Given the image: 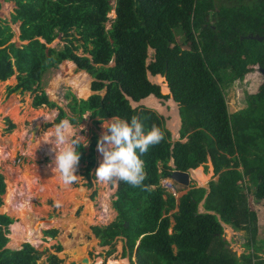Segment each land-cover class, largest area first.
Instances as JSON below:
<instances>
[{"label":"trees","instance_id":"1","mask_svg":"<svg viewBox=\"0 0 264 264\" xmlns=\"http://www.w3.org/2000/svg\"><path fill=\"white\" fill-rule=\"evenodd\" d=\"M9 1L15 5L10 21H19V36L26 42L11 41L12 28L0 21V82L16 73L17 82L8 92L21 88L33 93V108H55L45 127L66 119L76 125L90 112L95 128L112 116H136L145 130L155 125L163 133L162 141L141 157L147 173L144 184L150 187L117 182L112 200L116 218L91 227L99 244L112 246L121 235L122 256L133 257L131 264H264L252 204L255 197L264 206V83L245 96L244 108L233 112H228L224 93L225 85L256 67L264 68V37L246 36L264 35V0ZM111 9L115 16L106 28ZM58 33L65 43L59 48L48 45ZM178 33L186 47L176 40ZM149 47L154 54L147 63ZM62 61L73 62L94 78L87 98L63 95L69 112L38 87L42 74ZM148 71L165 76L171 94H163L160 85L148 79ZM151 96L172 97L179 104V139L173 140L163 115L143 105L132 107L127 98L139 103ZM14 127L8 119L6 129ZM97 139L93 131L88 146L79 148L88 186L94 177ZM208 157L217 177L208 182V191L190 186L177 199L162 186V179L174 170H197ZM5 182L0 173V205ZM202 200L204 212H199ZM13 220L0 213V264H38L41 252L29 242L18 249L5 247ZM221 222L248 232L244 245L250 252L236 256L228 248ZM43 231L55 237L57 229ZM112 252L113 247L107 254ZM70 253L74 260L84 255L78 249ZM47 258L48 264H60L55 253ZM111 261L128 264L123 259H110L108 264Z\"/></svg>","mask_w":264,"mask_h":264},{"label":"rangeland","instance_id":"2","mask_svg":"<svg viewBox=\"0 0 264 264\" xmlns=\"http://www.w3.org/2000/svg\"><path fill=\"white\" fill-rule=\"evenodd\" d=\"M14 7L15 5L12 1L0 0V21L10 25L13 30L11 41H14L16 45H20L24 42L19 39V21H10V14L13 12ZM114 16V9H111L108 12V20L105 23L106 28L110 27L111 20ZM176 40L181 43L183 47L187 46L179 33ZM63 43H65V39H63L61 34L58 33L48 45L59 48ZM78 52L79 54H82V47ZM147 52L148 57L146 61L149 63L153 57L154 50L153 48H148ZM112 64L113 61L110 62V65ZM68 71L69 66L62 61L57 67L46 70L42 74L38 84L39 89L46 93L49 100L55 102L57 106L61 107L66 112H69L67 107L69 100L65 99L63 95L70 92L77 98L73 87L68 85L65 81H62L58 84L53 98L49 96L48 91H50L49 85L51 81L58 75L67 78ZM73 72L78 75L81 71L75 66ZM15 76L16 73H14L13 78L9 79L10 81L8 80L7 82L0 83V143L3 140H9V138L13 136L14 131L18 132V137L15 140V155H13L15 151L14 147L9 146L5 142L0 144V173L3 174L4 180L6 181L5 193L4 195H1L4 204H1L2 206L0 205V213H7L14 219V227L11 228L12 231L9 229V234L7 233V235L10 236V241L8 239L6 242V248H18L21 247L23 242H26L22 241L20 246H14V244H19L21 239L26 238V235L21 236L20 229L21 227L26 228V218L27 215H30L34 218L33 223L35 228L41 226L43 223H49L47 226L41 228V234L40 238L37 240V246L32 245L37 251L41 252V258L38 260V264H48L47 257L53 253H55V256L60 260V264H69L71 261H75L76 264H108L110 259H123L127 260L128 264H131L130 261H133V257H130L129 259L127 256H122L123 238L121 235L116 236L113 239L112 246H101L99 244V238L95 236L91 228L92 225L95 224H108L116 218L117 212L112 206V200L115 198L114 192L117 182H98L94 175L91 180V186L86 185L87 180L82 174L83 163L78 164L75 173L78 175V178L75 183L65 186L60 181L59 174L55 172L53 173L49 167L53 158L48 151L51 145L45 144V150H41L42 143L39 145L38 149L36 140H34L36 135H38L37 138L43 135L42 138L47 139L48 134L54 131L56 125L45 127V124L50 123L53 120L56 114V109H48L44 106L33 108L31 106L33 93L29 91L20 90L18 92H8V88L15 86L17 82ZM152 80L160 83L161 92L163 94H170L169 89L168 92L166 91L167 86L158 81L157 77ZM165 83L167 84L166 79ZM262 83H264V75L259 72L256 67L252 71L247 72L242 79H236L225 85L224 93L228 105V112L244 108L245 96L249 93L255 92L257 87ZM105 91L106 90H103L101 94H104ZM91 94L92 93L88 96ZM158 99H160L158 101H160V104L165 111L161 112L154 108L152 109L164 116L166 127L169 130L171 129L173 140H177L180 138V127L178 134H176L172 126L175 121V115H171L173 113V107L170 105L174 100L172 97L168 99ZM131 104L133 107L143 105L151 108L149 105L141 101L139 103ZM2 110L4 111V114ZM178 110L179 108L177 106V111ZM50 111H53V113L49 116ZM89 114L90 112H86L83 115V118ZM8 119L15 124V127L10 131L6 129ZM92 120L93 119L89 115L80 123L76 125L71 124L73 130L78 131L77 135L85 137L88 142L93 131H96L98 137L101 136L104 131V128L102 127L103 121L110 119L102 120L96 128L93 125ZM36 125L38 128L33 136L31 132ZM81 125H83L82 131L79 130ZM81 142L85 143L86 140H81ZM95 159L96 164L92 170L93 174L103 159L102 155L96 150V147ZM200 168L205 175L209 176L208 180L205 184H199L193 179L191 172L188 188L190 186H195L204 187L208 190V182L217 179V177L213 175L210 157H208L205 164L200 165ZM178 186L180 196L187 192L186 190L188 188L184 189L181 188L180 185ZM253 186L255 185H251L249 190V195L251 197H253V189H255ZM10 194H14L12 197L13 201H9ZM25 201L30 202L29 206L31 209L29 208V213L27 210L23 209L22 204ZM252 204L258 215L257 226L259 232L256 237V244L263 247V250L259 253L264 257V206L263 203L257 201L255 197L252 198ZM202 205L203 200L198 205L199 212H204ZM72 220H74V225L70 230L68 225L69 221ZM16 222L19 224L15 225ZM81 222H83V224ZM222 225L224 228L223 237L228 242V248L234 252L236 256H241L243 253L247 254L250 252V249H247L244 245V242L249 237L246 230L234 229L229 224L227 225L230 227L224 224ZM50 227H55L57 229L55 237H50L44 233L43 230ZM67 227L69 229H67ZM11 237H13V239ZM57 246L60 247L59 250L57 249ZM112 247L113 252L108 255L107 251ZM73 249L81 250L84 255L74 260L70 253ZM84 257L88 258V263H82L81 260ZM110 264L117 263L111 261Z\"/></svg>","mask_w":264,"mask_h":264},{"label":"clouds","instance_id":"3","mask_svg":"<svg viewBox=\"0 0 264 264\" xmlns=\"http://www.w3.org/2000/svg\"><path fill=\"white\" fill-rule=\"evenodd\" d=\"M102 127L104 131L96 143V150L103 158L95 169L97 181L124 182L133 188L147 190L150 186L144 184L147 173L141 157L164 138L159 127L153 125L145 130L136 116L130 120L112 116L110 120L103 121ZM79 130H83V125ZM77 132L68 120H64L48 134L47 139H43V135L36 139L37 147L42 142L51 145L48 151L53 158L49 167L53 173L59 174V179L65 186L77 181L78 175L75 173L80 161L79 148L88 144L87 139L77 135ZM81 140L86 142L81 143ZM168 181L172 180L168 178Z\"/></svg>","mask_w":264,"mask_h":264},{"label":"bare ground","instance_id":"4","mask_svg":"<svg viewBox=\"0 0 264 264\" xmlns=\"http://www.w3.org/2000/svg\"><path fill=\"white\" fill-rule=\"evenodd\" d=\"M68 66H69V71H68V77L67 78H63L62 76L58 75L57 77H55L51 83H50V87H49V90L48 93H49V96L50 97H54L55 96V91H56V88L58 86L59 83H61L62 81H65L67 84H70L71 87H73L74 91L76 92V96L78 98H87V96L92 93L91 89H90V81H91V77L88 75V73H83V72H80L78 75L75 74L73 72V69L75 68L74 64L70 61L68 62H65ZM161 76V75H160ZM163 77V76H162ZM13 78V77H12ZM155 76L151 77V79H154ZM10 81V80H9ZM7 82V81H6ZM0 83H3V82H0ZM163 86V85H162ZM166 91L168 92V88L166 87ZM142 102L146 103L147 105H149L151 108H154L158 111H165L164 108H162L163 106H161L160 104V101H158L156 98L154 97H149L145 100H143ZM175 102V101H174ZM134 103V102H132ZM176 103V102H175ZM175 103H171L170 105L173 107V113L171 115H175V121L173 122L172 126H173V129L175 131L176 134H178V130H179V124H180V120H179V116H178V111H177V105ZM3 111V110H2ZM0 114H1V107H0ZM3 114H4V111H3ZM18 137V132L15 131L13 136H11L9 138V140H3L1 141V143H7L9 146L11 147H14L15 149V140L16 138ZM37 137V136H36ZM37 139V138H36ZM0 143V144H1ZM38 149H39V146H38ZM15 152H16V149L14 151V154L15 155ZM14 157V156H13ZM201 169V168H199ZM198 170V169H197ZM194 170L191 169L190 173L193 172ZM193 179H195L199 184H205L206 181L208 180L209 176L205 175V173H203L202 170H199L197 172H194L192 175ZM15 194V192H14ZM14 194H10V200L9 201H13L12 200V197L14 196ZM8 196V195H6ZM29 203L30 202H27L25 201L22 206H23V209L27 210V212L29 213ZM31 209V208H30ZM30 218V219H29ZM27 226H25L26 228H22L20 229L21 231V236H25L26 235V238L25 239H21L19 244H14V246H20L21 242L22 241H27V242H30L31 245L33 246H37L38 244V239L40 238V234H41V230L39 232V228L40 226L36 227V233H35V227H34V223H33V219L32 216L30 215H27ZM14 223V222H13ZM76 223V222H75ZM83 224V222H81ZM49 224V223H47ZM47 224H40L41 225V228L47 226ZM74 225V220L72 221H69V225L68 227L72 228V226ZM22 226V225H21ZM86 226V224H85ZM14 227V225L12 226V228ZM67 227V229H69ZM19 230V229H18ZM73 230V229H72ZM10 231H12L11 229V225H10ZM87 232V231H86ZM69 233V232H68ZM36 234H39L38 236ZM10 237V236H9ZM13 239V237H11ZM19 248V247H18Z\"/></svg>","mask_w":264,"mask_h":264},{"label":"water","instance_id":"5","mask_svg":"<svg viewBox=\"0 0 264 264\" xmlns=\"http://www.w3.org/2000/svg\"><path fill=\"white\" fill-rule=\"evenodd\" d=\"M115 12V11H114ZM247 37H249V38H256V39H259V40H261V39H263V37H264V35H260V34H258V33H249V34H247L246 35ZM19 39L20 40H22L23 42H25L26 40L25 39H23L21 36H19ZM149 48H152V47H149ZM154 50V49H153ZM76 66V65H75ZM258 69V71L259 72H261L263 75H264V68H261V67H258L257 68ZM82 71H84L85 73H88L89 75H90V77H91V80L93 81L94 80V78H93V76L89 73V72H87L86 70H82ZM154 75H151V73L148 71L147 72V77H148V79L152 82V83H154V84H157V85H160V83H157L156 81H154V80H152L151 79V77H153ZM162 76V75H161ZM165 79H166V77L165 76H163ZM92 81H90V83H92ZM167 86H168V83H167ZM169 87V86H168ZM21 90V88H18V89H16V90H14V92H18V91H20ZM169 90H170V88H169ZM92 91V90H91ZM92 93H93V91H92ZM105 93H106V91H105ZM104 93V94H105ZM103 94V95H104ZM170 94H171V90H170ZM78 98V97H77ZM128 99H129V101H130V104H131V102H134L131 98H129V97H127ZM84 99V98H83ZM174 100V99H173ZM175 101V100H174ZM176 102V101H175ZM176 104H177V106H178V108H179V104L176 102ZM132 105V104H131ZM133 107V106H132ZM178 116H179V120H180V126L179 127H181V118H180V115H179V110H178ZM37 128H38V126L36 125V126H34V128L32 129V135L34 136V134H35V132H36V130H37ZM171 130V129H170ZM173 131V130H172ZM171 165H174V160H172L171 161ZM190 171H191V169H188L187 171H181V170H174L173 172H172V174H171V178L174 180V181H176L177 183H178V185H180V187L181 188H184V189H187L188 188V185H189V182H190ZM189 189V188H188ZM188 189L186 190V191H188ZM222 223V222H221ZM123 224L124 225H126V222L124 221L123 222ZM223 224V223H222ZM9 229H10V224H9ZM14 249H17V248H14ZM82 263H88V258L87 257H84V258H82ZM69 264H76V262L75 261H71Z\"/></svg>","mask_w":264,"mask_h":264},{"label":"built area","instance_id":"6","mask_svg":"<svg viewBox=\"0 0 264 264\" xmlns=\"http://www.w3.org/2000/svg\"><path fill=\"white\" fill-rule=\"evenodd\" d=\"M168 178L171 179L172 181L169 182ZM161 184L164 188H166L167 190H169L170 192L173 193V195L178 199L180 194L178 191V183L176 181H174L170 176L167 178H163L161 181Z\"/></svg>","mask_w":264,"mask_h":264},{"label":"crops","instance_id":"7","mask_svg":"<svg viewBox=\"0 0 264 264\" xmlns=\"http://www.w3.org/2000/svg\"><path fill=\"white\" fill-rule=\"evenodd\" d=\"M66 62H68V61H66ZM71 62V61H70ZM73 63V62H72ZM74 64V63H73ZM74 66H75V64H74ZM81 72H83V71H81ZM83 73H85V72H83ZM86 74V73H85ZM89 75V74H88ZM90 76V75H89ZM157 80L158 81H160V82H162L164 85H166L167 86V84L165 83V79H164V77H162V76H157ZM68 85H70V84H68ZM49 87H50V85H49ZM168 87V86H167ZM168 89H169V87H168ZM75 95H76V92H75ZM151 97H154V96H151ZM154 98H156V97H154ZM157 99V98H156ZM157 100H160V99H157ZM142 102V101H141ZM173 103H175L174 101H172ZM171 102V103H172ZM132 103V102H131ZM135 103V102H134ZM176 104V103H175ZM177 105V104H176ZM51 113H53V111H50V113H49V116L51 115ZM15 132V131H14ZM36 136H38V135H36ZM34 140H36V137L34 138ZM199 170H202V169H198V170H194L193 172H192V174L194 173V172H197V171H199ZM204 173V172H203ZM191 174V175H192ZM209 189V188H208ZM208 191V190H207ZM203 206V205H202ZM16 224H19L18 222H16L15 223V225ZM224 224V223H223ZM14 225V223L11 225V228H12V226ZM224 225H226V226H229V225H227V224H224ZM230 227V226H229ZM228 228V227H227ZM40 230H41V226H40V228H39ZM21 232V231H20ZM40 232V231H39ZM35 233H36V228H35ZM37 236L39 235V234H36Z\"/></svg>","mask_w":264,"mask_h":264},{"label":"flooded vegetation","instance_id":"8","mask_svg":"<svg viewBox=\"0 0 264 264\" xmlns=\"http://www.w3.org/2000/svg\"><path fill=\"white\" fill-rule=\"evenodd\" d=\"M258 70V69H257ZM37 138V137H36ZM41 150H45V143L42 142ZM13 203V202H12ZM21 205V204H20Z\"/></svg>","mask_w":264,"mask_h":264}]
</instances>
